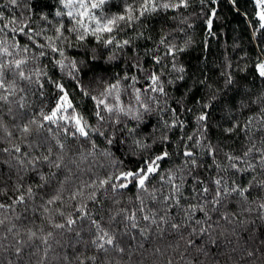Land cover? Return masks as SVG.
<instances>
[{"label": "trees", "instance_id": "trees-1", "mask_svg": "<svg viewBox=\"0 0 264 264\" xmlns=\"http://www.w3.org/2000/svg\"><path fill=\"white\" fill-rule=\"evenodd\" d=\"M24 3H28L34 11L29 12ZM57 7V0H24L19 7L10 5L9 0H0L4 23L16 19V28L28 23L37 32L43 29L41 35L33 36L35 45H47L44 37H54V29L60 23L65 25V29L71 27L67 17L54 15ZM122 9V0H111L103 11L111 14ZM213 9L214 17L211 16ZM41 13L48 14L47 21L40 19ZM208 19H212V35L208 34ZM12 27L10 25L5 30L6 35L0 34V41L6 40L14 54L8 59L27 58L26 72L34 73L41 69L47 76L39 77L43 89L39 84L17 79L15 93L9 96L7 102H0V205H4L0 208V221H3L0 223V264H169V261L171 264H264V219L261 218L264 211L259 209V204L264 203V188L259 186V182L264 181V166L261 165L260 151L253 150L248 157L236 162L237 167L244 171L229 167L230 161L225 155L243 157L253 145L255 149L264 150V127L260 119L264 115L261 113L264 102L258 100L264 97V79L253 71L257 57L264 58V34H253L258 24L252 0H236L235 4L232 0H215V3L205 0L204 4L200 0H189L187 8L161 9L147 14L131 26L122 25L123 30L115 33L117 39L130 40V44L122 50L105 51L91 37L78 42L73 34L65 30L64 35L68 39L57 41V46L64 48L68 59L84 61V64L78 65L81 69L88 64V54L92 49L95 48L98 54V67L94 71L77 73L75 80L68 75V69L62 71L55 64V60L62 59L58 54L50 53L47 47L41 49L35 46L23 34L12 32ZM165 33L167 42L185 49L175 57L176 66L183 67V73L172 70V60L159 44ZM14 43L27 45L29 51L24 53L13 49ZM41 51L46 55L40 56ZM101 52L102 57L99 55ZM113 52L116 59L107 61V56ZM153 56L163 57L161 65L154 63ZM133 65H139L145 71H138ZM151 71H163L161 80L167 95H157L159 105H153L155 110L145 114L138 127L136 121L123 116L120 117L121 124L116 126H113L115 117L113 121L107 118L98 121L94 115V102L83 94L80 86L94 96L100 91L101 78L113 81L119 77L122 87H125L131 81L122 78L128 75L136 76V87L142 88L146 86V74ZM179 76L183 79H178ZM227 76L233 80L228 85ZM7 78L13 79L11 71ZM49 78L64 85L76 110L84 115L91 128L104 132L103 136L90 132V139L75 138L65 134L63 127L57 130L56 125L47 122H43L45 128L51 127L52 132L37 130L36 125H31V132L23 133V126L30 120L40 122L41 109L47 113L55 104L57 91L48 83ZM169 80L173 83L169 84ZM121 99L128 104L130 93H122ZM209 103V108L201 107ZM169 109L175 110L176 116L183 121V127L164 126L165 121L170 123L173 118ZM201 111L209 113L203 139L196 121ZM249 117L253 120L247 133L241 128L232 133L225 131L237 124L243 126ZM125 124L137 127V132L130 136L124 130ZM189 135H194L192 141H188ZM162 136L168 139L161 141ZM107 138H113V144H108ZM134 138L150 144L151 148H137L132 143ZM57 140L66 145L64 164L67 168H57L50 163L61 154ZM196 140H202L201 146L196 145ZM207 144L217 149L214 156L208 154ZM185 145H188L187 149ZM17 146L19 152L15 150ZM164 150L170 156L160 162L161 174L167 178L170 171L174 172V183L182 184L179 206L172 202L162 203L169 187L160 181L159 176L148 186L149 192L156 189L155 200L147 194L138 193L132 186L116 194L107 185L106 190L85 187L97 178H105L117 168L134 170L145 157H154ZM185 150L194 153L196 167L185 164L187 158L182 155ZM105 151L111 152V157L101 155ZM89 152L93 155L88 156L79 169L69 163L70 157L79 162L81 153L87 155ZM46 155L50 162L40 159ZM93 160L95 164H92ZM112 160L123 163L113 166ZM220 177L228 186L235 183L248 187L249 182L255 186L245 193L246 200L238 194L228 197L222 207L217 206L218 212L211 211V204L205 209L207 216L204 212H193L192 219L181 229L183 239L171 229L158 237L155 226L146 236L140 234V229L149 224L142 219V215L149 214L147 209L157 215L167 213L176 223H184L185 210L190 205L204 202L200 189L208 187L214 191L212 181ZM198 180L203 183L198 184ZM80 189H83L84 195L72 199L73 193ZM93 191L96 200L88 198ZM57 195L60 199L49 204L48 201ZM138 196L144 199V213L137 211ZM82 205L84 211L80 212ZM131 214L136 216L135 228L127 219ZM68 219L74 223L67 224ZM197 219L203 222L202 225L195 223ZM92 221L112 235L116 242L115 245H106L107 252L92 244L99 235ZM56 224L64 227L56 228ZM200 227L207 228L208 232L190 236L192 228ZM210 238L216 243H211ZM189 239L194 242L192 245L187 243ZM119 248L124 251H118ZM88 257H95V260Z\"/></svg>", "mask_w": 264, "mask_h": 264}, {"label": "snow or ice", "instance_id": "snow-or-ice-1", "mask_svg": "<svg viewBox=\"0 0 264 264\" xmlns=\"http://www.w3.org/2000/svg\"><path fill=\"white\" fill-rule=\"evenodd\" d=\"M24 2V0H9V4L13 6L19 7L20 3ZM111 0H57L59 7L56 8L54 15L56 17H67L68 22L71 24L70 28L65 29V25L60 23L55 27V36L49 37L45 36L44 39L48 42L47 45H35V41L33 40V36L41 35V32L35 31L30 24L24 23L21 27L16 28L14 25L17 23L16 19L8 20L7 23H4L5 17L3 12H0V34H5V30L9 28L10 25H13L11 28L12 32H19L26 36L29 41H31L35 46L44 49L47 47L50 50V53L58 54L62 59L55 60V64L58 65L61 70L68 69V75H70L74 80L76 79V74L81 71H94L98 65L96 61L98 59V54L96 49H92L91 53L88 54V64L85 66V69H81L78 65L84 64V61H76L74 59H68L65 55V51L63 47L57 46V41H66L68 38L64 35L65 30L75 36V39L78 42H83L87 40L89 37L93 38L98 44H100L105 51H109L111 49L122 50L125 46L130 44V40H120L117 39L115 33L122 31V25L131 26L132 24L138 22L141 17L157 12L158 10H167V9H179V8H187L189 6V0H122L123 9L121 12L116 13H104L105 5L109 4ZM215 3V0H212ZM201 4L205 3V0H200ZM232 3L235 4L236 0H232ZM254 6V16L255 20L258 24V27L254 28L253 34L255 35L257 32L264 34V0H252ZM48 5H44L47 7ZM24 7L32 12L34 9L28 4L24 3ZM37 8L40 5H36ZM211 16H215V10H211ZM30 20V17H28ZM40 19L43 21L48 20V14L41 13ZM207 25L209 28V35L211 33V25L212 19L207 20ZM27 29V31L25 30ZM159 44L165 48V55L170 57L172 60V70L178 71L180 73L184 72L183 67L177 68L175 63V57L178 53L184 51V48L178 47L175 43L167 42V34H163ZM13 49H18L24 53L29 51L27 45L20 46L16 43L12 45ZM13 52L9 50L7 46V41H0V102H7L9 100V96L13 95L16 91V81L23 80L28 82L29 84L36 83L39 84L40 89H43L44 85L39 83L40 76H47V73L41 69H37L34 73H28L25 71L24 66L28 63L27 58L22 59H8L9 57H13ZM40 56L46 55L44 51L39 53ZM101 57L103 56V52L99 54ZM116 59L115 52L111 55L107 56V61H112ZM154 63L156 65H161L163 57L161 56H153L152 57ZM136 67L138 71H145L139 65H133ZM164 67H167L164 65ZM11 71L13 79L9 80L7 78V74ZM253 71L261 78L264 79V58L257 57V59L253 63ZM163 75V71H151L148 72L145 76L146 86L142 88H137L136 83L138 79L136 76H128L124 75V81H131L125 87H122L121 78H114L113 81L104 80L101 78L100 80V91L97 95H91V93L84 90L82 86L81 91L84 95L89 96V98L94 102L95 111L94 115L98 119V121H104L106 118L109 121H113V117L115 120L113 121V126L121 124L120 117H127L132 121L137 122V127L139 123L142 121L145 114L154 111L153 105H159L157 100V95L166 96L164 83L161 80V76ZM33 76L36 77L33 80ZM95 75L93 76V80H95ZM178 79H183V76H179ZM233 82L231 76H227L226 85L231 84ZM48 83L52 84L56 91L57 96L55 98V104L49 112L45 113L43 109L40 112V122L35 119L29 121V124L23 126V133L31 132V125H36L37 130H45L47 132H52L53 129L51 127L45 128L43 122H47L49 125H56L57 130L63 127V131L65 134H70L75 138L83 137L85 139H90V132H98L99 135L103 136L104 132L100 131L99 128H91L88 124L87 119L84 115L76 110L72 100L70 99L69 92L65 89L64 85L58 81L48 79ZM169 84H172L173 81L169 80ZM203 83V81H201ZM122 93H130L131 100L128 104H125L121 99ZM43 91L40 92V95L43 96ZM215 99V97H213ZM259 102H264V97L258 98ZM23 106V105H21ZM211 104H204L201 107L203 109L209 108ZM172 112V120L169 123L168 121L164 122V126L166 128L172 127H183V121H181L177 116L174 109H169ZM102 112L104 115H102ZM261 113L264 114V109H261ZM209 119V113L206 111H201V114L196 117L197 126L201 129V138L203 139L206 133V122ZM261 126L264 127V115H261ZM253 117H249L248 121L240 126L239 124L234 127L225 129L226 132L232 133L236 130V128H241L242 131L247 133L251 127V122ZM63 122V124L61 123ZM68 125L71 127L69 128ZM137 127H127L124 125V130L131 136L137 132ZM115 134H113L114 136ZM161 141H166L167 136L160 137ZM188 141H192L194 139V135H189L187 137ZM113 138H107L108 144H113ZM155 142V141H154ZM133 145L137 148L144 150L151 148L150 144H146L141 139H133ZM202 140H196V145L201 146ZM57 146L61 149V154L57 156L56 161H49V156H43L42 159L45 162L52 163L57 168H67V165L64 164V151L66 149V145L61 143L59 140L56 141ZM93 149H95V144L92 145ZM208 154L213 155L216 152V148L211 145H206ZM185 148H188V145H185ZM17 152L20 151V148L17 146L15 148ZM253 150L260 151L261 154V165L264 166V150L255 149V145L249 148L244 152L243 157H236L229 154H225L226 158L230 161L229 167L236 169L237 171H244L245 169H241L237 167L238 161L243 160L245 157H248ZM3 151H9L8 149H4ZM51 152V149H49ZM135 154V153H133ZM93 152H89L87 155L81 153L80 160L77 162L74 158H69V163L73 164L77 169L80 168L81 164L88 159V156H92ZM101 155L105 157H111V152H103ZM182 155L187 158L185 160V164H191L193 167L197 166V161L194 157V153L190 150H185L182 152ZM170 153L167 150L162 151L160 154L155 155L154 157H145L142 161L137 163V166L134 170H122L121 168H117L115 172L107 174V176L103 179L97 178L91 181V184H86L85 187L95 186L98 189H105V186H109L113 192V194L118 193L122 189H128L129 186H132L138 190V193L147 194L150 199L155 200V192L156 189L153 188L151 192H149V184L153 181L156 176H159L161 182L164 185L169 187V191L166 195H163L162 203L168 204V202L174 203L176 206H179V196L181 194L182 184L174 183L176 178L174 172H169L167 178L161 174V161L168 159ZM96 161L93 160L92 164H95ZM117 163L122 164V161L112 160L111 164L115 166ZM100 167H104V165H100ZM249 168L252 167L251 164L248 165ZM183 177H181V180ZM197 183H203L202 181H197ZM214 184V191L209 189L208 187H203L200 189L202 193L201 199L204 201L203 203L190 205L185 210V222L184 223H176L175 219L170 215L165 213L164 215H157V213L153 212L151 209H147L149 214L142 215V219L144 221H148L149 224L140 229V234L142 236H146L148 231L152 226H155V234L159 237L162 236L168 229H171L173 232L180 234L183 239V234L181 229L185 227V223L192 219V213L196 211L204 212V215L207 216L208 213L205 210L208 204H211L213 207L211 211L218 212L219 209L217 206L222 207L227 200L228 197L233 194H238L241 198L247 199L245 193L249 192L250 188H253L255 185L253 182H249L248 187H241L239 184L233 183L232 186H228L224 183L222 177L216 178L212 181ZM259 186L264 188V181L259 182ZM106 190V189H105ZM31 192V189H29ZM83 189H80L73 193L72 199H76L77 196H83ZM211 196L209 200L208 197ZM91 200H96L95 191L88 197ZM23 200V197L20 198ZM60 199V196H54L52 199L48 201L49 204H52L55 200ZM139 199V207L137 209L138 212L144 213L145 202L144 199L138 196ZM4 205H0V208H3ZM259 209L264 211V203L259 204ZM80 212L84 211V206L82 205ZM123 211V210H122ZM86 215V213H85ZM264 219V216L261 217ZM127 219L132 222V227H137L136 224V216L135 214L128 215ZM3 223V221H0ZM74 221L72 219L67 220V224L71 225ZM197 225H202V221L197 219L195 220ZM92 224L95 226L99 235L95 240L92 241V244L95 245L100 251L107 252L108 249L106 245H115V241L108 232H105L100 228L99 224H96L95 221H92ZM161 225H165L166 227H161ZM56 228H63L64 225L56 224L54 225ZM199 233L208 232L207 228L200 227L199 229L192 228L190 232V236ZM51 235V234H49ZM211 243H216V241L211 240ZM189 245H192L194 242L189 239L187 241ZM118 251L123 252V248H119ZM159 251V249H157ZM197 251H202V249H197ZM251 255V253H249ZM79 260V257H77ZM90 260H95V257H88ZM171 264V261H169Z\"/></svg>", "mask_w": 264, "mask_h": 264}]
</instances>
